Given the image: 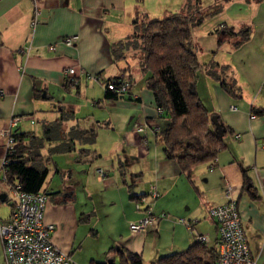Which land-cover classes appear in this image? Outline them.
<instances>
[{
  "label": "crops",
  "instance_id": "1",
  "mask_svg": "<svg viewBox=\"0 0 264 264\" xmlns=\"http://www.w3.org/2000/svg\"><path fill=\"white\" fill-rule=\"evenodd\" d=\"M143 1L39 0V22L32 27V0H0V129L8 127L12 117L23 116L16 129L42 136L43 123L57 120L63 111L71 112L64 121L65 129L96 127L92 145L76 141L71 153L57 152L76 155L77 164L88 162L87 175L71 177L73 170L54 188L48 189L46 180L43 185L48 198L43 220L55 227V246L76 263L114 259L120 264L117 252L122 248L141 254L143 264H153L161 256L185 250L201 235L208 246L216 245L217 228L209 208L227 201L223 190L228 182L234 187L233 197L254 264H264V115L251 112L253 106L264 108V0H229L217 17L220 21H212L206 30L207 38L197 41L200 60L228 65L242 96L232 98L204 70L198 72L197 88L202 79V93L213 95L209 111L217 113L226 130L219 133L215 127L225 147L213 163L193 170L192 181L165 156L159 134L164 118L157 115L154 96L135 68L138 58L127 56L115 62L111 56L110 47L132 34L137 14L155 19L142 7ZM157 14L160 17V12ZM221 27L235 31L248 27L249 39L235 46L237 37L219 33ZM71 35L77 39L68 46L63 38ZM128 66L130 95L104 98V80ZM67 67H82L95 79L83 77L74 92L64 85L63 69ZM69 93L77 96L75 102ZM83 106L91 110L90 118L77 117ZM35 121L41 124L40 134L30 125ZM140 122L148 128L137 134L133 127ZM238 133L240 138L235 136ZM1 142L0 162L4 154ZM82 148L89 149L87 156L81 153ZM45 149L41 151L44 156ZM56 165L54 172L64 173L59 163ZM245 177L249 178V190L243 186ZM152 184L160 193L150 201L152 211L164 217L133 232L129 223L143 216L135 201ZM1 193L5 191L0 189ZM0 264H6L1 240Z\"/></svg>",
  "mask_w": 264,
  "mask_h": 264
},
{
  "label": "trees",
  "instance_id": "2",
  "mask_svg": "<svg viewBox=\"0 0 264 264\" xmlns=\"http://www.w3.org/2000/svg\"><path fill=\"white\" fill-rule=\"evenodd\" d=\"M222 9V0H215L205 8L201 6V0H187L182 11L169 12L162 18L149 19L146 15L137 14L133 20L132 34L110 47L115 62L127 57L130 50L138 53V69L143 74L145 87L152 92L156 109L162 110V114L158 116L164 118V125L159 128V134L165 156L175 161L191 181L193 170L201 164L213 163L218 152L225 147L223 138L215 131V124L211 121L215 114L205 108L199 98L198 72L204 70L232 98L240 99L242 96L236 81L232 77L227 78L228 65L215 61L205 63L198 55L200 47L195 41L194 31L207 18L218 15ZM221 31L225 36L237 37L235 46L247 41L250 35L248 27L238 31L233 27H221L219 33ZM217 43L220 45L222 38ZM215 52L216 50L213 51ZM128 69L129 66L121 70L119 75L104 80V98L115 99L125 94L130 95L131 78L125 73ZM66 79L64 85L68 89ZM125 79L129 83L126 93H117L107 86L108 83L118 86ZM34 93L36 88L33 87V95ZM251 112L254 115H264V108L253 106ZM70 113L63 111L57 120L43 123L42 136H37L33 131H13L14 151L7 155V163L0 179L7 186L4 201L9 202L10 208L12 204L8 194L17 185L22 191H42L47 195L43 185L49 174L47 164L50 163V154L73 151L76 141L84 145L95 142L96 127H63ZM218 120L220 121L219 117ZM223 127L226 130L224 125ZM56 141L55 145H51ZM47 144L50 146L48 154L44 156L41 151ZM80 151L87 156L89 149L82 148ZM248 184L249 178L245 177L243 186L247 187ZM217 253V244L208 246L205 240L197 238L185 250L161 256L153 264H216ZM117 254L121 257L120 264L144 263L139 253L120 248ZM91 264L115 263L114 259H110L92 260Z\"/></svg>",
  "mask_w": 264,
  "mask_h": 264
},
{
  "label": "built area",
  "instance_id": "3",
  "mask_svg": "<svg viewBox=\"0 0 264 264\" xmlns=\"http://www.w3.org/2000/svg\"><path fill=\"white\" fill-rule=\"evenodd\" d=\"M33 1V13L30 20L32 27L39 22L41 14L39 0ZM77 39L76 35L66 36L63 42L68 46H73ZM68 86L72 90H77L82 78L95 79L84 68L67 67L63 69ZM108 88L117 93L123 94L128 91L129 83L125 79L116 86L108 83ZM264 86V85H263ZM157 115L162 114L161 109H156ZM25 117H12L9 126L0 129L1 146L4 154L0 162L1 172L7 163V155L14 151L13 131L18 123ZM148 128V124H135L133 129L137 134L143 133ZM240 138L241 134H236ZM212 168V166H210ZM103 171L98 170L99 177H103ZM224 195L227 201L209 208V216L216 223L218 243L216 264H254L247 240L241 225L240 216L233 197L234 187L226 182ZM11 201L10 212L7 217H0V240L6 264H78L69 253L59 249L52 241V234L55 227L52 223H45L44 210L47 204V195L42 192L29 193L20 190L19 185L12 188L8 194ZM160 193L156 185L152 184L147 193L139 195L135 201V208L143 213V216L129 223V228L133 232H139L164 217L153 213L150 201L159 197ZM181 222L183 220H180ZM200 240H206L201 235Z\"/></svg>",
  "mask_w": 264,
  "mask_h": 264
},
{
  "label": "rangeland",
  "instance_id": "4",
  "mask_svg": "<svg viewBox=\"0 0 264 264\" xmlns=\"http://www.w3.org/2000/svg\"><path fill=\"white\" fill-rule=\"evenodd\" d=\"M183 1L184 0H144L143 4H142V7L151 16H154V18L159 17L157 12H160V17L159 18H162V15L166 11H168V12H178V11H180ZM214 1L215 0H201V6L204 7V8L208 7L209 5L213 4ZM228 1L229 0H222V8L226 7L225 5L227 4ZM219 14L215 15L214 17L207 18L203 22L202 25H200L199 27L196 28V30L194 31L195 41L196 42L197 41L203 42L204 39L207 38L208 33L206 32V30L211 28L212 21H218V22L220 21V19L217 18V17H220ZM215 18H217V19L215 20ZM212 19H214V20H212ZM137 55H138V53H135L134 50H130L127 53L128 57L132 56L134 58L135 57L138 58ZM202 58H204V57H202ZM133 62H134V60H133ZM135 68L138 69V61L135 64ZM226 73H227V78H230L231 75L229 73V70H227ZM200 82L201 83H199V86L197 88L198 95H199V98L201 100V103L205 106V108H207L209 110L210 108H213V104H214L213 95H212L211 92H208V93L206 92L205 94H203L202 90L200 89L201 84H203V80L200 79ZM72 91L75 92V90H72ZM69 95L72 96L70 98L73 99V101L75 102V99H77L76 98L77 96H75V94H71V93H69ZM90 105H92V104L90 103ZM90 114H91V110L86 108L85 106H83L82 109H81V112L79 114H76V115H77L78 118L79 117L80 118L81 117H89L90 118V116H91ZM214 114H217V113H214ZM30 125L32 126L33 130L36 127V129H37L36 132L38 134L41 133V131H42L41 128L42 127H41V124L39 122L35 121L34 124H30ZM45 148H46L45 149L46 150L45 153L47 155L48 154V150H47L48 149V145L45 146ZM77 153H78V151H77ZM50 155H51L50 163L47 164V166L49 168V174H48V176L46 178V183H45V185L48 186V189L54 188L55 184H58V183L62 182V178L64 177V174L65 175L67 174V172H70V171L72 172L74 170V173H71V177H76L77 176V178H79V179L80 178H84V176L87 175L86 172L89 169L90 164H88V162H87V164H85V163H83L84 161H82L83 164L82 163H79V164L75 163L76 155L71 154L72 155L71 156L69 153H67L66 155L62 154V153H52ZM56 163H59V165H60L59 169H61L64 173H60L59 174V172L58 173L54 172ZM93 164H95V163H93ZM93 164H91V166ZM56 167H57V165H56ZM92 168H93L94 172H96L95 165H93ZM0 189L3 190V191H6L5 190L6 189V184L5 185H4V183L0 184ZM9 207H10V204H9L8 201H0V216L5 217L9 213V209H10ZM161 214H163V213H161ZM156 215L160 216V214H156Z\"/></svg>",
  "mask_w": 264,
  "mask_h": 264
},
{
  "label": "water",
  "instance_id": "5",
  "mask_svg": "<svg viewBox=\"0 0 264 264\" xmlns=\"http://www.w3.org/2000/svg\"><path fill=\"white\" fill-rule=\"evenodd\" d=\"M211 121H212V123L215 124L216 130L219 133H222L225 130L224 127H223V122H221V121L218 120V115H213L211 117ZM5 198H6V194L5 193H1L0 194V200L1 201H4Z\"/></svg>",
  "mask_w": 264,
  "mask_h": 264
}]
</instances>
